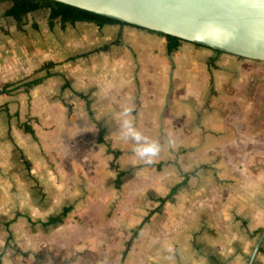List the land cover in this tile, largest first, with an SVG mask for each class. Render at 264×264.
I'll return each mask as SVG.
<instances>
[{"label": "crops", "instance_id": "0c3cea01", "mask_svg": "<svg viewBox=\"0 0 264 264\" xmlns=\"http://www.w3.org/2000/svg\"><path fill=\"white\" fill-rule=\"evenodd\" d=\"M0 14V264H84L118 228L132 232L126 248L140 231L142 264H247L264 228V61L189 41L168 53L163 36L127 24L47 15L39 34L26 15ZM19 45L40 59L22 73ZM153 141L149 164L137 149ZM54 197L67 199L58 211Z\"/></svg>", "mask_w": 264, "mask_h": 264}, {"label": "water", "instance_id": "95a60500", "mask_svg": "<svg viewBox=\"0 0 264 264\" xmlns=\"http://www.w3.org/2000/svg\"><path fill=\"white\" fill-rule=\"evenodd\" d=\"M56 1L221 52L264 61V0ZM170 63L173 68L171 58ZM263 240L264 228L247 264L254 263Z\"/></svg>", "mask_w": 264, "mask_h": 264}, {"label": "rangeland", "instance_id": "374dc122", "mask_svg": "<svg viewBox=\"0 0 264 264\" xmlns=\"http://www.w3.org/2000/svg\"><path fill=\"white\" fill-rule=\"evenodd\" d=\"M0 11L2 13L4 11V9H2ZM47 15H48V9H40L38 11H35L33 13L26 15L24 18L28 22L31 20L32 23H36L37 24V26H36L37 32L39 34H42L41 29H42V27H44V24L46 23ZM0 17H3L4 20L8 19L5 16H3V14H0ZM4 20H2L1 22H4ZM27 27H28V25H27ZM40 37L43 38V35ZM20 47H21L20 45L14 46V47L12 46L13 50H11V52H12V61L14 62L15 69L17 67H19V69L22 73V72H26L27 70H29L30 68H32L33 66L38 64L40 59L36 58L35 53H32V52L29 54L25 53V47H21V48ZM10 57H11V55H10ZM142 162L143 161H141L139 159L137 161L136 165H139ZM126 165H128V164H125V166ZM134 171H135V173H137V172L142 173V168L138 166V167H136V169ZM119 197H120V194L118 193L117 199H119ZM134 199L135 198H133V200ZM138 199H139V197H138ZM149 199H151L150 196H149ZM66 201H67L66 197H64V198L54 197L53 209L54 210L57 209L56 211H58L60 206L62 204H64ZM134 206H135V204L133 205V207ZM161 209H162V207H160L158 211L161 212ZM75 210L76 211H73V212L75 214L78 213V209H75ZM112 213H113L112 209L106 207L100 213V220L103 222L106 219H108V217H112ZM124 217L121 218V214L118 212L117 218L118 219L120 218V219L118 221V220H116V218L114 219V217H113V223H114V221H117V223H120L121 221H123ZM79 220H80V217H78L77 215H75L72 219V221H79ZM101 230L106 231V230H108V228H105V229L101 228ZM139 233H140V231L138 232V235L135 237V239L132 241L131 245H129V247H127V248H126L127 240L132 235L131 230L129 233L127 231H124V228H122V229L118 228V232L115 236L116 239H114L113 237L112 238L108 237L105 234H102L101 239L103 240V242L106 240V247L103 248V244H102L101 250H100V252H98L100 255L96 254L97 257L95 255V260H91L90 254L88 252L85 253L87 257H86V259H84L83 263L84 264H93V263H95V264H142L141 258H140L142 250H141V244H140L141 242H140ZM149 240H151V239H149ZM95 253H96V251H95Z\"/></svg>", "mask_w": 264, "mask_h": 264}, {"label": "trees", "instance_id": "16d2710c", "mask_svg": "<svg viewBox=\"0 0 264 264\" xmlns=\"http://www.w3.org/2000/svg\"><path fill=\"white\" fill-rule=\"evenodd\" d=\"M4 9V13L7 16H11L18 24L21 23L23 16H25L29 12H33L40 9H48V18L49 21L54 19H58L61 24L68 22L74 24L76 21H88L97 24L98 26L104 24H127L116 19L103 16L97 13H93L69 4H65L56 0H0V10ZM129 25V24H127ZM137 27V26H136ZM151 32L157 33L165 38V45L168 53H172L176 51L180 46L182 41H185L179 37L163 34L160 32H155L149 30ZM117 42V41H116ZM108 46L105 45L101 47V50H107ZM215 51H218L214 49ZM55 63L52 61L46 62L40 67V69L48 68L54 66ZM40 79H33L30 81L25 82L26 86H30L39 82ZM24 129L31 131L29 127L24 125ZM98 139L101 140V132L98 134ZM109 150V149H108ZM115 156L119 154L118 151H114ZM123 174L122 171L118 173L117 179L115 181L116 186L119 187L120 185V176ZM177 186L170 190V193L165 197L161 198L160 201L163 202L167 198L174 193ZM71 206L64 207L61 213L57 216L50 217L47 223H60L63 219L67 216V213L71 210ZM149 216L145 217L143 222L148 220Z\"/></svg>", "mask_w": 264, "mask_h": 264}, {"label": "clouds", "instance_id": "9594fccd", "mask_svg": "<svg viewBox=\"0 0 264 264\" xmlns=\"http://www.w3.org/2000/svg\"><path fill=\"white\" fill-rule=\"evenodd\" d=\"M130 112H131L130 108L125 109L124 115L127 116ZM124 128H125V134L128 136H131L135 141L139 142L142 139H144V137H142L141 134L134 129L131 121L125 120L124 121ZM159 150H160L159 144L157 142L153 141L150 145H148L146 147L138 148L137 154L139 156H141L142 158L148 157V159H146L145 162L151 164L153 162L151 157L156 156L159 153Z\"/></svg>", "mask_w": 264, "mask_h": 264}]
</instances>
